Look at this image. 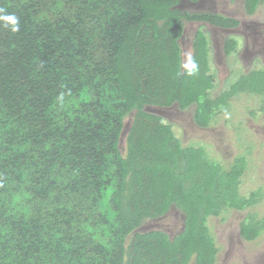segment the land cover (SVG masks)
Wrapping results in <instances>:
<instances>
[{
    "label": "trees",
    "instance_id": "1",
    "mask_svg": "<svg viewBox=\"0 0 264 264\" xmlns=\"http://www.w3.org/2000/svg\"><path fill=\"white\" fill-rule=\"evenodd\" d=\"M180 2L0 0L19 26L0 21V264H215L207 220L263 198L240 195L245 156L223 168L145 111L193 106L194 123L207 128L231 99L264 96L262 69L211 97L201 31L182 66L183 22L234 29L239 21L184 12ZM260 5L244 0L245 14ZM236 49L228 38L224 54ZM172 206L184 214L181 233L139 232ZM263 231L256 214L239 225L247 242Z\"/></svg>",
    "mask_w": 264,
    "mask_h": 264
},
{
    "label": "rangeland",
    "instance_id": "2",
    "mask_svg": "<svg viewBox=\"0 0 264 264\" xmlns=\"http://www.w3.org/2000/svg\"><path fill=\"white\" fill-rule=\"evenodd\" d=\"M244 0H181L177 9L189 13H210L239 21L235 29L220 30L203 23L183 22L179 39L182 66L193 53V37L203 31L211 41L210 69L215 98L236 81L240 75L264 69V5L249 16L244 13ZM234 38L237 49L224 55L223 43ZM145 111L161 117L184 147H203L211 160L229 168L235 157L245 156L247 169L241 179L240 195L249 196L262 190L263 198L245 211L224 210L219 218H209L207 225L218 253L215 264H264V231L260 237L247 242L239 235V225L248 214L264 217V96L240 94L230 100L227 108L217 112L207 128H199L193 120L194 107L181 111L176 104L168 108L145 107ZM134 112L124 119L119 148L126 151V136ZM184 214L172 206L159 219L145 220L139 232L160 231L170 238L183 231ZM189 264H195L194 259Z\"/></svg>",
    "mask_w": 264,
    "mask_h": 264
},
{
    "label": "clouds",
    "instance_id": "3",
    "mask_svg": "<svg viewBox=\"0 0 264 264\" xmlns=\"http://www.w3.org/2000/svg\"><path fill=\"white\" fill-rule=\"evenodd\" d=\"M0 21H3L6 25H10L11 30L13 32L19 30L18 19L12 14L4 13L2 9H0ZM193 67L194 65H189V68H193Z\"/></svg>",
    "mask_w": 264,
    "mask_h": 264
},
{
    "label": "crops",
    "instance_id": "4",
    "mask_svg": "<svg viewBox=\"0 0 264 264\" xmlns=\"http://www.w3.org/2000/svg\"><path fill=\"white\" fill-rule=\"evenodd\" d=\"M244 7V6H243ZM244 9V8H243ZM245 13V12H244ZM207 14H210V13H207ZM210 15H215V14H210ZM220 16H222V15H220ZM223 17H226V16H223ZM228 18H230V17H228ZM191 23H195V22H191ZM197 23H203V22H197ZM203 24H207V25H209V26H212V27H214V28H216V29H220V30H227V31H229V30H231V29H224V28H220V27H216V26H213V25H211V24H209V23H203ZM235 29V28H234ZM203 32V31H202ZM204 33V35L207 37V42L209 43V46H208V52H209V59H210V44H211V41H210V39L208 38V36L205 34V32H203ZM224 45H225V41H224V43H223V49H222V51H223V53H224ZM237 46H238V43H237ZM225 55V54H224Z\"/></svg>",
    "mask_w": 264,
    "mask_h": 264
}]
</instances>
